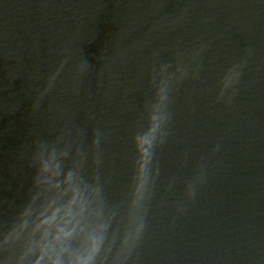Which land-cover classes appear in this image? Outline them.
<instances>
[{
  "label": "water",
  "instance_id": "water-1",
  "mask_svg": "<svg viewBox=\"0 0 264 264\" xmlns=\"http://www.w3.org/2000/svg\"><path fill=\"white\" fill-rule=\"evenodd\" d=\"M0 264H264V0H0Z\"/></svg>",
  "mask_w": 264,
  "mask_h": 264
}]
</instances>
